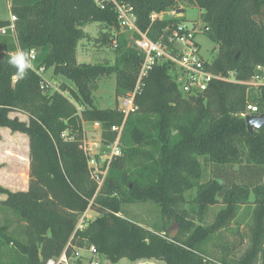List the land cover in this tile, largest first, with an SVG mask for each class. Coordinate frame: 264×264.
Masks as SVG:
<instances>
[{"label":"trees","instance_id":"obj_1","mask_svg":"<svg viewBox=\"0 0 264 264\" xmlns=\"http://www.w3.org/2000/svg\"><path fill=\"white\" fill-rule=\"evenodd\" d=\"M116 2L133 9L139 30L153 41L185 18L151 24L152 13L196 9L198 30L214 45L206 67L223 80L183 94L172 64L155 65L135 99L137 112L125 120L121 155L96 192L80 149L83 123L98 122L105 144L115 139L110 128L123 115L96 107L92 96L110 76L116 96L133 90L143 60L134 46L138 35L131 44L127 33L114 36L113 65L81 64L76 53L87 24L118 31L112 4L9 0L15 21L14 31L0 34V128L28 137L29 183L26 192L0 185L6 196L0 206L13 217L0 224V264H46L63 253L80 264L76 251L90 247L108 264H264V126L249 133L244 120L249 103L264 113V84L254 85L264 81V0ZM10 25V18L0 20V30ZM17 50L33 51L36 68L74 87L61 83L47 97L33 70L14 78L7 60ZM141 204L156 207L160 224L129 218L124 207ZM87 210L97 216L77 228ZM14 218L24 224L20 232ZM173 223L180 228L175 238L167 233Z\"/></svg>","mask_w":264,"mask_h":264},{"label":"built area","instance_id":"obj_2","mask_svg":"<svg viewBox=\"0 0 264 264\" xmlns=\"http://www.w3.org/2000/svg\"><path fill=\"white\" fill-rule=\"evenodd\" d=\"M94 3L100 8H104L107 3L113 5L114 10L117 12L118 24V31L115 30V36L120 33L137 34L138 36L134 38V46L143 56L133 90L121 97L118 102L117 108L123 115V122L120 126H112L110 128V131L115 133V139L105 144L102 139L101 125L98 122H93L91 128L95 137L88 139L84 134L82 143L80 144V149L87 160L90 177L97 183L96 192H98L111 162L121 155L120 137L125 120L129 115L137 112L138 106L135 103V99L141 94L145 80L155 65L162 62L172 64L173 71L176 74V82L179 84L183 94H201L207 90L208 85L212 81L223 80V77L214 74L206 67V64H210L211 56L204 58L201 54L200 46L196 41L197 35L201 34L197 25L192 24V27L189 29L182 22L174 27H165L162 32L163 39L153 41L148 37V30L145 32L139 30L136 15L131 7L119 5L116 0H94ZM179 10L181 9L172 8L167 11L152 13L150 15V22L153 24L165 17L181 18L184 12H179ZM14 21L15 17L10 16L11 25L5 29H1L0 34H5L7 30L14 31ZM112 45L116 47V39H113ZM30 55L32 59L31 70L41 78L40 87L44 95L49 97L57 88L49 87V84L43 77L45 73L44 69L34 66L35 53L32 51ZM260 84H264V81L254 83L257 86ZM246 115H260L258 107L254 104H247ZM87 211L81 216L77 228H82L84 221L87 219ZM77 251L73 260L80 258ZM86 251L90 254L89 264H100L94 247H90ZM46 264H71V262L66 254L63 253L58 259L48 260Z\"/></svg>","mask_w":264,"mask_h":264},{"label":"rangeland","instance_id":"obj_3","mask_svg":"<svg viewBox=\"0 0 264 264\" xmlns=\"http://www.w3.org/2000/svg\"><path fill=\"white\" fill-rule=\"evenodd\" d=\"M182 9V8H180ZM183 10V9H182ZM185 26L189 29L194 24V21L198 28H201V24L198 21V12L196 9L185 8L184 15ZM10 18L9 12V0H0V20H8ZM86 37L79 42L77 47L76 58L78 63L81 64H101L108 63L114 64L116 58L115 47L112 45V41L115 36L114 28H109L102 23H89L84 27ZM128 44L132 41L133 36L127 34ZM201 54L204 58H209L213 52V43L204 35L198 34L196 37ZM111 42V43H110ZM52 70H48L43 75L44 79L49 84V87L58 88L63 83L69 87H74L71 82L66 80L62 76L55 77L52 74ZM115 77H104L98 82V89L93 93V101L96 107L100 109L115 108L118 102L123 96H116L115 94ZM127 95V94H126ZM10 117H17L20 121L27 122L28 118L22 113L12 112ZM92 123H83V131L88 139H92L94 136L92 130ZM28 137L25 134L18 132H11L7 128H0V185L7 188L11 192H26L28 190L29 183V146ZM5 195L0 194V201L5 199ZM0 206V224L5 221V217L13 220V217L7 213L5 208ZM129 218L139 222H145L147 226L152 227L155 223L160 224V217L158 210L154 205H130L124 207ZM97 216V213L92 210H88L86 220H92ZM20 223V222H19ZM17 223L16 219L12 223L13 227H17V232H20L24 224ZM22 225V226H21ZM178 224L173 223L168 229L169 231L175 230ZM179 227V226H178ZM180 228H177V234ZM80 257V264H89L90 254L85 250L77 251ZM100 264H108L103 257H98ZM76 261V260H75ZM77 262V261H76ZM71 264H73L71 262ZM121 264H132L127 261H122ZM137 264H160L154 261H142Z\"/></svg>","mask_w":264,"mask_h":264},{"label":"clouds","instance_id":"obj_4","mask_svg":"<svg viewBox=\"0 0 264 264\" xmlns=\"http://www.w3.org/2000/svg\"><path fill=\"white\" fill-rule=\"evenodd\" d=\"M7 62L15 69L14 78H24L27 71L32 67L30 52L25 50H17L9 54Z\"/></svg>","mask_w":264,"mask_h":264},{"label":"water","instance_id":"obj_5","mask_svg":"<svg viewBox=\"0 0 264 264\" xmlns=\"http://www.w3.org/2000/svg\"><path fill=\"white\" fill-rule=\"evenodd\" d=\"M179 12H183V10H179ZM245 124H246V129L249 133H253L254 130L261 128L264 126V113L257 115V116H252V115H246L244 117ZM177 228L175 230L169 231V236L171 238H175L177 235Z\"/></svg>","mask_w":264,"mask_h":264}]
</instances>
